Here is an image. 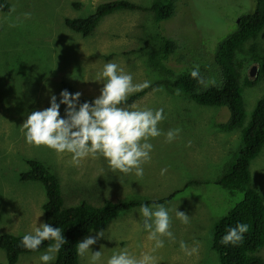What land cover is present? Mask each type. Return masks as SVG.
<instances>
[{
	"label": "rangeland",
	"instance_id": "1",
	"mask_svg": "<svg viewBox=\"0 0 264 264\" xmlns=\"http://www.w3.org/2000/svg\"><path fill=\"white\" fill-rule=\"evenodd\" d=\"M8 1L11 11L0 13V235L23 236L44 223L47 199L43 186L19 178L28 170L29 160H38L58 177L67 208L81 203L99 207L106 200H159L178 192L162 204L171 210L175 240L165 238L164 247L153 251V242L142 227L140 207H136L117 214L104 230L105 236L90 246L93 252L104 246L102 261L114 251L127 248L136 256L153 255L156 264H221L211 249L213 226L242 201L243 195L216 182L242 148V130L264 96V30L236 54L241 84L260 77L254 86H242L245 120L241 127L220 131L217 125L230 118L227 108L197 105L177 90L168 91L164 83L170 84L194 65H199L205 81H215L216 73L203 65L210 57L203 60L208 55L199 57V50L207 49L214 55L216 46L236 29L238 18L254 11V0H180L175 16L160 23L152 12L116 11L104 17L86 38L67 29L65 19L85 18L98 5L116 0ZM126 1L144 8L153 3ZM161 35L175 40L179 49L164 63L166 69L155 70L149 64L148 51L160 48ZM107 62L130 73L134 83L149 81V87L154 85L156 91L152 89L133 103L137 108L164 110L165 118L158 123L162 134L149 140L153 145L151 160L143 165L141 177L113 171L100 155L76 164L71 154L58 155L24 140L21 126L28 114L49 107L51 95H56L59 102L63 83L73 93L80 92L82 102L98 97L103 82L94 78ZM64 110L61 105L62 116ZM175 128L180 133L169 143L164 134ZM162 168L167 169L164 175ZM250 174L251 187L264 200V146L251 162ZM176 208L190 216L188 224L176 219ZM96 233H89L81 241ZM180 241L189 248L196 246L197 252L185 255ZM47 249L21 255L16 264H41L39 256ZM259 256L264 260V248ZM0 264H7L2 249ZM79 264H88V254L80 256Z\"/></svg>",
	"mask_w": 264,
	"mask_h": 264
},
{
	"label": "trees",
	"instance_id": "2",
	"mask_svg": "<svg viewBox=\"0 0 264 264\" xmlns=\"http://www.w3.org/2000/svg\"><path fill=\"white\" fill-rule=\"evenodd\" d=\"M180 0H153L150 7L144 8L126 0H116L98 5L92 14L85 18L65 19L64 25L71 32L84 38L90 36L100 21L116 11L152 12L157 23L166 22L176 14V6ZM255 8L252 13L238 18L236 29L225 37L212 51L199 50V57L209 58L205 67L216 73L215 83L204 88L190 76V71L179 74L170 84L164 83L168 91H179L186 98L197 105L207 107H225L229 110L230 118L227 123L218 124L217 128L223 132H231L241 127L245 120L242 98V86H254L260 77L254 81L246 80L241 84V66L236 54L244 50L245 44L256 40L264 30V0H254ZM74 7L80 8V5ZM11 4L8 0H0V13H9ZM159 49L148 51L149 64L155 70L165 68L164 63L179 49L172 38L161 35ZM252 50H256L252 47ZM211 56L212 59H211ZM255 63L261 65L258 59ZM218 70V71H217ZM201 76V75H200ZM202 77V76H201ZM203 78V77H202ZM205 80V78H203ZM64 90L70 93L72 89L63 83ZM154 89V85L132 94L126 101L132 105ZM81 101V100H80ZM82 102V101H81ZM242 148L235 155L233 163L226 166L217 185L231 192H240L242 201L238 203L227 216L219 219L213 226L211 249L217 253L221 264H264L259 256L264 248V200L258 191L251 187L250 164L260 154L264 146V96L258 101L250 123L242 130ZM28 170L21 173L19 178L24 183H40L46 195L43 205L44 223L59 227L65 238V243L56 252L53 264H79L80 255L77 254L76 244L91 232L106 230L113 218L122 212L129 211L140 205L164 204L170 201L178 192L159 200H119L117 202L104 201L102 206L95 207L88 203H81L74 207H64L61 186L58 177L42 162L29 160ZM237 222L246 223L248 231L237 245H223L221 237L229 226L234 227ZM22 236L11 234L0 235V249L5 252L7 264H16L21 255L41 252L54 241H44L35 252L20 245Z\"/></svg>",
	"mask_w": 264,
	"mask_h": 264
},
{
	"label": "clouds",
	"instance_id": "3",
	"mask_svg": "<svg viewBox=\"0 0 264 264\" xmlns=\"http://www.w3.org/2000/svg\"><path fill=\"white\" fill-rule=\"evenodd\" d=\"M190 76L204 88L212 86L215 81H205L200 76L199 65H194ZM87 81V80H86ZM102 81L98 97L91 102L80 101L81 93H70L62 90L57 102L56 95H51L49 107L33 111L28 114L22 124L25 143L34 146H45L55 153L71 154L73 163L87 157L103 156L113 171L123 174L143 176V165L151 160L153 150L150 138L160 136L161 130L158 123L162 121L164 110L162 108H137L136 105L125 107L129 96L149 87V81L134 83L133 76L125 73L118 64L107 62L94 78ZM156 91V89H153ZM61 105L65 106L64 115L60 113ZM180 133L179 128L169 129L165 133L166 141L172 142ZM167 169H161L164 175ZM170 209L162 204H141L138 209L143 230L147 239L153 242V251L164 247L165 238L175 240L171 231L172 217ZM175 217L182 224H188L190 216L183 211L175 210ZM248 231L246 223L237 222L234 227L229 226L221 237L220 243L237 245L242 241ZM105 236V231L96 233L95 237L89 236L76 244L77 254H88V264H156V258L149 253L133 255L127 248L114 251L102 261V248L93 252L91 247L97 240ZM44 241H54L47 251L39 256L41 264H52L56 259L55 253L65 243V238L59 227L49 223H40L33 232L25 233L20 245L30 251H37ZM180 250L185 255H193L197 247L189 248L184 241H180Z\"/></svg>",
	"mask_w": 264,
	"mask_h": 264
},
{
	"label": "water",
	"instance_id": "4",
	"mask_svg": "<svg viewBox=\"0 0 264 264\" xmlns=\"http://www.w3.org/2000/svg\"><path fill=\"white\" fill-rule=\"evenodd\" d=\"M251 73V75L250 76H253V74H254V69L250 72Z\"/></svg>",
	"mask_w": 264,
	"mask_h": 264
}]
</instances>
